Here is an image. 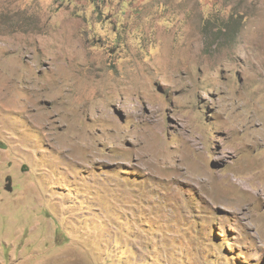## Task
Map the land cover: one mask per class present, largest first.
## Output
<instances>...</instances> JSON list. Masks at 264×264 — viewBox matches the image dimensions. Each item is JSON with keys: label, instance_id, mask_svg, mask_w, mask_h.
Instances as JSON below:
<instances>
[{"label": "rangeland", "instance_id": "1", "mask_svg": "<svg viewBox=\"0 0 264 264\" xmlns=\"http://www.w3.org/2000/svg\"><path fill=\"white\" fill-rule=\"evenodd\" d=\"M0 264H264V0H0Z\"/></svg>", "mask_w": 264, "mask_h": 264}, {"label": "water", "instance_id": "2", "mask_svg": "<svg viewBox=\"0 0 264 264\" xmlns=\"http://www.w3.org/2000/svg\"><path fill=\"white\" fill-rule=\"evenodd\" d=\"M11 180H10V178H8V184H7V187H6V189L7 190H11Z\"/></svg>", "mask_w": 264, "mask_h": 264}]
</instances>
